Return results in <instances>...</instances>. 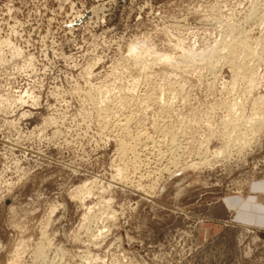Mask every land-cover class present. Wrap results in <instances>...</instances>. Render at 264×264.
Here are the masks:
<instances>
[{
  "label": "rangeland",
  "instance_id": "1",
  "mask_svg": "<svg viewBox=\"0 0 264 264\" xmlns=\"http://www.w3.org/2000/svg\"><path fill=\"white\" fill-rule=\"evenodd\" d=\"M261 179L264 0H0V264H264Z\"/></svg>",
  "mask_w": 264,
  "mask_h": 264
},
{
  "label": "crops",
  "instance_id": "2",
  "mask_svg": "<svg viewBox=\"0 0 264 264\" xmlns=\"http://www.w3.org/2000/svg\"><path fill=\"white\" fill-rule=\"evenodd\" d=\"M220 203L224 210L232 211L234 223L251 225L264 232V179L252 182L244 195H224ZM216 229L218 228L203 226L200 229V235L208 237Z\"/></svg>",
  "mask_w": 264,
  "mask_h": 264
},
{
  "label": "bare ground",
  "instance_id": "3",
  "mask_svg": "<svg viewBox=\"0 0 264 264\" xmlns=\"http://www.w3.org/2000/svg\"><path fill=\"white\" fill-rule=\"evenodd\" d=\"M242 47H244V46H242ZM249 50V49H248ZM21 95V94H20ZM120 122V121H119ZM127 122H129V121H127ZM140 146V145H139ZM148 152V151H147ZM192 164V163H191Z\"/></svg>",
  "mask_w": 264,
  "mask_h": 264
}]
</instances>
